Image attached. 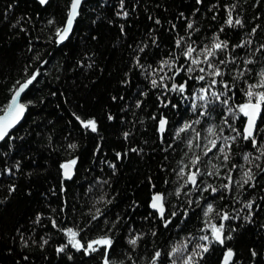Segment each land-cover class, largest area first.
Returning a JSON list of instances; mask_svg holds the SVG:
<instances>
[{
    "label": "snow or ice",
    "instance_id": "6c2138e0",
    "mask_svg": "<svg viewBox=\"0 0 264 264\" xmlns=\"http://www.w3.org/2000/svg\"><path fill=\"white\" fill-rule=\"evenodd\" d=\"M36 3L41 11L10 21L18 0L2 10L28 53L0 100V206H32L5 245L12 264L34 260L33 246L46 254L54 234L62 264H264V0H193L168 17L154 14L167 12L166 2L66 0L59 18L41 14L51 0ZM142 13L150 24L139 29ZM86 18L81 39L98 43L91 26L105 20L126 42L125 67L111 91L103 87L108 102L99 112L65 86L78 73L93 88L104 82L100 53L73 51ZM7 55L0 39V64ZM53 110L69 117L59 132ZM149 121L156 140L133 143ZM109 122L121 125L115 144ZM30 145L47 153L43 165L33 166ZM146 149L160 157L140 183L148 194L130 187L123 198L116 178L130 153L143 158ZM249 229L255 235L242 247Z\"/></svg>",
    "mask_w": 264,
    "mask_h": 264
},
{
    "label": "trees",
    "instance_id": "16d2710c",
    "mask_svg": "<svg viewBox=\"0 0 264 264\" xmlns=\"http://www.w3.org/2000/svg\"><path fill=\"white\" fill-rule=\"evenodd\" d=\"M12 0H0V39H3L5 44H8V55L4 62L0 64V71L4 73V76H7L8 79L5 80L3 77H0V100L3 99L6 93V86L11 81V79L15 76L17 65L24 62V56L28 55V53L24 50V33L20 34V37H17L13 34L12 30L9 28V21L18 17L22 13L34 14L37 11H41L40 6L36 3V0H18L17 5H13V8L9 13V21H5L3 19V9L7 4L11 3ZM66 0H51V5L48 7L47 11L42 12V16H47L49 14L56 15L58 18L62 16L63 5ZM149 4H152L153 7L155 3H167L168 11L165 12L163 8L156 9L154 14H159L162 17L172 16L174 13H177L183 7L184 10H187V7L193 3V0H147ZM252 3V0H248V5ZM89 9L91 10L94 5L89 4ZM247 8V14L250 16L255 9L244 5ZM108 15L109 13H104ZM93 18L97 15H101L99 9L97 12L92 14ZM33 19L36 20V17L33 16ZM210 14L208 20L205 23H209ZM90 23L89 19H85L81 26L77 28V35L73 38V51L75 52L79 47L85 46L87 48L93 49L100 53L101 60L98 63H102L105 66V71L101 75L104 77V82L102 85L93 88L88 80H86L80 74H77L78 79H76V83L73 84V77L69 76L67 78L68 82L65 85L66 87H72L76 89V95L82 96L87 101L88 108L90 111L99 112L105 103L108 102V95L103 91L104 86H108V91H111V88L116 85L118 77L121 75L120 69H123L126 64V42L125 40H117V28L114 25H109L105 20H98L97 25H92V28L99 33V42L94 44L90 40H83L81 37L85 35L89 29L85 27ZM145 24H150L144 18L142 13L141 17L137 20V28L142 29ZM37 27L39 24L37 23ZM18 31V29H17ZM130 35H139L137 29H129ZM35 34V30H34ZM11 37V40H9ZM135 83H139L141 87L143 84L140 83L139 80H136ZM155 103L154 96L150 95L147 98V103L145 105L146 110H150L151 106ZM53 109H55V102L53 103ZM52 116L57 117L56 128L57 131H61L65 128V120L68 119L65 114L60 113L58 110L52 111ZM149 128L147 130L139 129L138 133L133 137V143H142L141 137L143 139L149 140V143H152L156 140V136L151 128V122L149 121ZM127 127V125H123ZM121 127L119 122L116 124L106 125L108 131L105 133L108 143L115 144L118 142V133L116 129ZM35 143V142H34ZM85 146V151H87V147ZM31 151L33 153L32 160L33 166L39 164L43 165L45 160L47 159V153L38 151V148L35 146H31ZM146 155L141 158L136 153H130L129 158L124 161V166L121 169V173L116 178V183L114 187H117L121 190V195L123 198H127L131 195L129 192V188H138L139 192L137 195L143 199L148 194V189L140 187V183L144 178V174L147 173L149 168L152 169L153 173H155V165L159 161L160 157L158 154H154L151 151H147ZM27 156V153H24ZM55 156H53V159ZM85 159L87 157L85 156ZM99 174V173H97ZM50 177L52 178V182H55V166L50 172ZM134 182V183H133ZM73 193H80L82 195V190L78 188L76 185H73ZM56 198L53 199V204L55 205ZM31 210L32 206L24 205L21 203H13L8 205L7 207L0 206V216L3 219H0V264H12V257L6 252L5 245L11 244V238L16 235L14 228L24 226L26 220L31 219ZM141 212L143 209L140 210ZM71 216V214H69ZM139 214H137V218ZM264 219V217H262ZM71 219L67 221V223H71ZM39 231V229H38ZM255 229H249L248 232H245L238 239V243L243 247L247 245L253 236L255 235ZM59 235H53V242H59ZM52 243L48 245V251L46 254H42L41 251L33 246L31 250V255L34 257V260L30 261L29 264H62V261L59 260L58 257L52 251ZM85 264H95V261H90L85 259Z\"/></svg>",
    "mask_w": 264,
    "mask_h": 264
}]
</instances>
